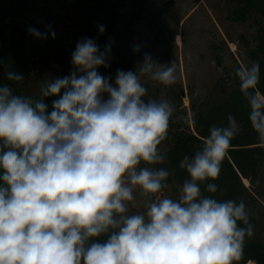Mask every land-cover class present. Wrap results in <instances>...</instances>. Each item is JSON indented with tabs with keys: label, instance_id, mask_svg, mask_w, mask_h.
Returning a JSON list of instances; mask_svg holds the SVG:
<instances>
[{
	"label": "clouds",
	"instance_id": "1",
	"mask_svg": "<svg viewBox=\"0 0 264 264\" xmlns=\"http://www.w3.org/2000/svg\"><path fill=\"white\" fill-rule=\"evenodd\" d=\"M110 47L78 42L71 75L46 81L40 100L0 84V264H239L253 235L246 204L201 188L219 178L240 131L236 119L210 127L202 149L180 162L190 178L178 199L164 196L170 173L154 166L166 159L160 146L175 108L145 100L142 78L174 85L175 63L145 53L135 71L118 69L113 84L97 71L109 66ZM235 77L264 148L260 63L240 64ZM6 79L24 75L8 71ZM48 96L58 97L50 112ZM217 187L207 183L204 191ZM135 192L145 198L144 213L130 212Z\"/></svg>",
	"mask_w": 264,
	"mask_h": 264
},
{
	"label": "rangeland",
	"instance_id": "2",
	"mask_svg": "<svg viewBox=\"0 0 264 264\" xmlns=\"http://www.w3.org/2000/svg\"><path fill=\"white\" fill-rule=\"evenodd\" d=\"M94 4L84 0H0V25L10 23L25 33L22 51L13 59L3 54L8 39L0 36L3 75L8 71L24 75L23 81L14 82L20 95L36 100L46 81L70 76L77 43L90 38L102 52L111 45L109 66L97 71L113 84L118 69L135 71L145 53L159 64L174 62L177 82L164 86L142 78L147 88L144 99L168 100L175 108L169 130L179 124L193 131L194 112L226 95L228 76L237 65L249 64L250 50L257 44L256 15L239 21L233 14L235 4L226 0H101V5ZM100 25L105 28L102 34ZM30 28L47 33V38H35ZM134 46L140 51L134 52ZM169 130L162 149L172 142ZM167 185L163 195L178 199L180 186L175 181ZM134 196L130 212H146L145 198L139 192Z\"/></svg>",
	"mask_w": 264,
	"mask_h": 264
},
{
	"label": "trees",
	"instance_id": "3",
	"mask_svg": "<svg viewBox=\"0 0 264 264\" xmlns=\"http://www.w3.org/2000/svg\"><path fill=\"white\" fill-rule=\"evenodd\" d=\"M84 1L96 3L95 6L101 5V0ZM226 1L235 4L233 14L239 21H244L252 13L256 15L257 44L250 50L249 63L252 61L260 63L261 78L258 88L264 94V0ZM0 36L8 39L7 47L3 51V54H7L6 57L13 59L15 54L21 53L20 49L23 48L25 42V33L20 27L10 23L1 24ZM1 61L4 62V57H1ZM235 69L232 76L227 78L230 86L226 95L194 112L193 131L185 130L179 124H176L175 130H169L172 142L163 148L166 159L162 164L154 167L169 171L170 175L165 181L166 184L175 181L179 186H182L183 182L190 177L186 170L180 168L181 160L185 155L191 157L196 151L201 150L203 138L210 135V127L213 125L227 126V117L232 115L236 119L240 131L231 141L232 147L228 157L222 163L219 178L215 181H205L201 188L204 195H211L218 201L229 199L236 200L237 203L241 200L244 201L249 213V222L253 227V235L245 239L244 255L239 264H264V148L260 147L257 134L251 128L248 119L249 108L247 101L239 91V81L235 77ZM3 73V68L0 65V84H8L14 94L20 95L15 83L8 81ZM40 99L41 94L36 100ZM56 99H58L57 96L43 98V101L48 105L49 112L52 110V102ZM245 181L248 183L247 186ZM207 183L217 184V192L210 194L204 191ZM240 226L244 225L241 223ZM258 233H262L261 237ZM101 239L104 238L101 237Z\"/></svg>",
	"mask_w": 264,
	"mask_h": 264
}]
</instances>
